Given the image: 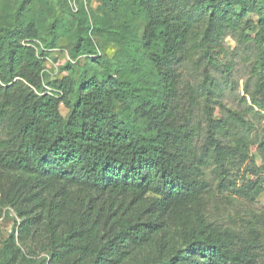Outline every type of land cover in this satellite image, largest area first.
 <instances>
[{
  "label": "trees",
  "instance_id": "1",
  "mask_svg": "<svg viewBox=\"0 0 264 264\" xmlns=\"http://www.w3.org/2000/svg\"><path fill=\"white\" fill-rule=\"evenodd\" d=\"M31 2L16 0L0 21V172L12 173L4 204L22 220L0 264L19 258L16 238L38 224L51 262L68 253L71 264H264L258 229L246 239L210 220L206 177L214 167L219 188L249 200L264 192V126L250 118L264 117V0H101L74 13L59 0L44 25ZM230 34L254 52L257 78L246 112L217 116L233 74ZM62 38L90 63L77 80L48 83L58 97L44 91L41 57ZM35 39L38 53L24 43Z\"/></svg>",
  "mask_w": 264,
  "mask_h": 264
},
{
  "label": "rangeland",
  "instance_id": "2",
  "mask_svg": "<svg viewBox=\"0 0 264 264\" xmlns=\"http://www.w3.org/2000/svg\"><path fill=\"white\" fill-rule=\"evenodd\" d=\"M15 1L0 0V21L6 20ZM100 3L101 0H67V7L74 13L81 6H84L87 10H95ZM31 5L33 8H36V19L41 18L40 10L44 9L43 25L48 22L52 14L56 15L62 9L59 0H32ZM42 35L45 36V33L43 32ZM237 38L238 36L235 34H230L223 43L225 49L223 56L226 61H232L233 74L231 76V83L229 84L227 82L224 85L221 103L214 105L217 116L225 114L229 109L238 110L243 113L246 112L250 105L249 97L245 92L246 83L248 82L249 90L252 91L256 82L257 77L251 72V64L255 60L254 52L251 49L247 50L241 47L238 44ZM24 43L33 47L37 53L42 49V40L35 39L32 43L26 40ZM98 46L110 58H113L117 52L115 45L110 43L106 37L99 39ZM70 47L71 41L67 38H62L59 41L58 47L45 50V56L41 57L44 62L41 74L45 92L61 97L63 95L62 91L54 90L48 83H58L65 77H73L74 80H77L80 69H84L83 67L90 63V60L86 59L85 56L79 57L77 60L72 58L70 55ZM246 53L250 54L249 58H247ZM67 63L72 64L74 68L72 72L64 69ZM191 74L192 79L201 78L202 68H192ZM218 79L225 82L221 77H218ZM244 98L247 100H244ZM61 111L65 116L68 113L63 103L61 104ZM250 118L259 130L264 126V117L253 116L251 114ZM255 150L256 147H253L250 153H254L258 165H261L259 154L255 153ZM11 175L12 173L5 171L0 172V249L3 247V242L11 234H15L22 221L13 207L4 204V197L12 182ZM206 177L211 188L208 193V216L210 220L217 225L236 230L246 239L250 237L252 229H258L261 238L258 239L259 247L257 253L260 261L264 263V220H262L264 219V192L259 194L254 200H249L237 194L233 189L219 188L218 184L220 179L214 167L206 170ZM34 193V191L27 189L25 192L27 200L21 203L23 209L26 211L27 217H30L32 195ZM41 196H45V194H41ZM38 225H36L24 241L16 238L15 246L20 249L21 254L19 258L13 259L10 264H37L43 260L47 264L73 263L68 253L62 254L59 260L51 262L50 254L48 253V246L50 244L49 234ZM85 245H87L86 249H88L89 242L86 241Z\"/></svg>",
  "mask_w": 264,
  "mask_h": 264
}]
</instances>
